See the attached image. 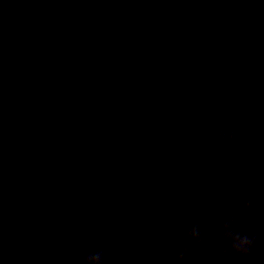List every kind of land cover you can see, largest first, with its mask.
<instances>
[{
	"label": "water",
	"instance_id": "1",
	"mask_svg": "<svg viewBox=\"0 0 264 264\" xmlns=\"http://www.w3.org/2000/svg\"><path fill=\"white\" fill-rule=\"evenodd\" d=\"M245 122L264 123V0H0V254L165 264L197 223L203 248L175 264H245L213 241L235 215L264 264V144L242 143Z\"/></svg>",
	"mask_w": 264,
	"mask_h": 264
},
{
	"label": "clouds",
	"instance_id": "2",
	"mask_svg": "<svg viewBox=\"0 0 264 264\" xmlns=\"http://www.w3.org/2000/svg\"><path fill=\"white\" fill-rule=\"evenodd\" d=\"M240 136L242 143L264 144V123L249 127L245 122L240 127ZM210 136H215L222 141L226 146H230L236 135L235 131H224L217 127L215 123H210L206 129ZM201 143L199 135L193 141V147L198 148ZM240 195H246L253 189V185L241 183L238 180H233L228 185ZM257 197L264 199V188L257 191ZM244 209H251L253 201L251 199L242 200ZM202 225L197 223L185 224L180 228V238L182 247L175 251L174 256H169L165 260V264H175V261L181 260L189 250V245H193L196 249L203 248L204 235L201 231ZM215 235L213 241H220V251L229 257L238 256L243 259L245 264L249 256L252 254L254 247L259 239V234L252 230L250 226L239 225L235 215L224 217L219 224L213 229ZM125 239L122 232L118 229L114 230L109 239L108 244L115 245ZM84 264H109L108 255L103 248H98L93 251L87 249L83 252ZM68 264H71V257H67ZM0 264H19V258L14 254H0ZM145 264H152L150 259L145 260Z\"/></svg>",
	"mask_w": 264,
	"mask_h": 264
}]
</instances>
